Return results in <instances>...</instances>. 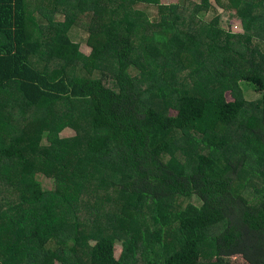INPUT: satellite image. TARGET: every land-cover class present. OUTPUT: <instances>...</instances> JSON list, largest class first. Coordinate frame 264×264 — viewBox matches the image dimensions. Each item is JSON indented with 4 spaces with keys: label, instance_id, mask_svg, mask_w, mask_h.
Segmentation results:
<instances>
[{
    "label": "trees",
    "instance_id": "1",
    "mask_svg": "<svg viewBox=\"0 0 264 264\" xmlns=\"http://www.w3.org/2000/svg\"><path fill=\"white\" fill-rule=\"evenodd\" d=\"M170 1L0 0V264H264V0Z\"/></svg>",
    "mask_w": 264,
    "mask_h": 264
},
{
    "label": "rangeland",
    "instance_id": "2",
    "mask_svg": "<svg viewBox=\"0 0 264 264\" xmlns=\"http://www.w3.org/2000/svg\"><path fill=\"white\" fill-rule=\"evenodd\" d=\"M212 3H213V8H211V10L208 14L204 13L203 15H201V18L205 17V22L211 23L219 15H224L223 16V20L225 21L224 26H226L228 29L231 28L235 32H240L241 28H240V24H239V19L232 16L231 13L225 14L226 6L220 5V2H218L217 0H212ZM163 4L164 5H177L178 2H176V1L171 2L170 0L169 1L163 0ZM201 4H202V0H181L179 12H182V13L184 12V17H185L186 22L192 23V15H194V13H195L196 6L201 5ZM226 5L228 6L229 4L226 3ZM182 6H184V7H182ZM160 8H162V7H160ZM160 8L158 6H148V5H143V6L137 7V9H139L140 11L141 10L145 11L149 16L151 23H153L155 25L161 21L162 11ZM83 20H85V19H83ZM86 21H87V19H86ZM200 21H202V20H200ZM197 24H199V23L197 22ZM71 37L75 43H77L81 46V52L83 53V55L85 57H90L92 55L96 44H95V40H94V43H91L92 36L89 33L84 32V30H82V29L80 30L78 28H75L71 32ZM262 50H264V46H262ZM50 67L53 71H55V73H57L61 69V64L56 62V61H51ZM86 70L87 69L85 68V62L82 61L81 65L78 68H75L72 70L70 69V76H72V77L85 76ZM133 73L136 74L137 72L133 71ZM95 77L101 78L102 77L101 72L98 70H95ZM105 78L106 79L109 78V75L107 73H105ZM107 84L109 85V83H107ZM241 88L243 90V93H244V96H245V99H246L248 105H252L260 99V95L255 92V90L253 89L252 86L247 85V84H242ZM32 127L34 129L28 128L27 133L32 138H40V140H41L40 144L42 147L47 146L48 145L47 138L42 135L41 124L33 125ZM45 130H47V127H44V131ZM81 132L83 134L85 133L83 131H81ZM76 136H78V135L73 129H67L60 135V138L61 139H71V138H74ZM40 180H41L42 188L45 191H54L55 190L54 180L51 179L47 173L41 174ZM4 201H6V203H8V205H14L15 201H16V197H15V195L14 196L9 195L4 190L2 184H0V205H2L4 203ZM93 202H94V200H90L91 204ZM192 202L195 204H199L198 201H196V200H193ZM87 210L88 209L86 207H84V210L82 211V215L84 218L88 217L85 214L87 212ZM80 228L81 229H88V227H86L85 225H82ZM82 239H85V238L82 237ZM72 244L73 243L69 242L68 246H72ZM48 247H50L51 249H55V245L51 244V243L48 245ZM77 250L79 253L83 252V248H79ZM86 252L87 251L84 250V253H83L85 260L87 257Z\"/></svg>",
    "mask_w": 264,
    "mask_h": 264
}]
</instances>
